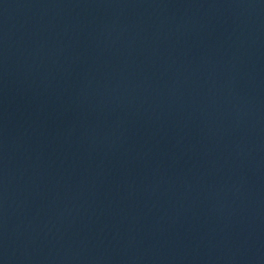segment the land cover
Wrapping results in <instances>:
<instances>
[{
	"label": "water",
	"instance_id": "water-1",
	"mask_svg": "<svg viewBox=\"0 0 264 264\" xmlns=\"http://www.w3.org/2000/svg\"><path fill=\"white\" fill-rule=\"evenodd\" d=\"M117 0H0V264H26Z\"/></svg>",
	"mask_w": 264,
	"mask_h": 264
}]
</instances>
